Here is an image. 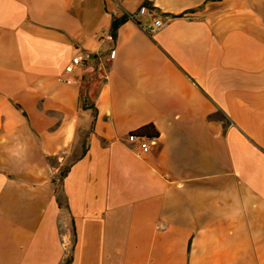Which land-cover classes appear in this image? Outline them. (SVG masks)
<instances>
[{"label":"crops","instance_id":"1","mask_svg":"<svg viewBox=\"0 0 264 264\" xmlns=\"http://www.w3.org/2000/svg\"><path fill=\"white\" fill-rule=\"evenodd\" d=\"M67 260L264 264V0H0V264Z\"/></svg>","mask_w":264,"mask_h":264},{"label":"built area","instance_id":"2","mask_svg":"<svg viewBox=\"0 0 264 264\" xmlns=\"http://www.w3.org/2000/svg\"><path fill=\"white\" fill-rule=\"evenodd\" d=\"M115 4H119V0H114ZM127 18H131L130 14L125 13L124 14ZM170 21V16L169 15H164L160 17H154L152 24L145 29V31L148 34H152L159 29L163 28L164 26L167 25V23ZM114 50H111V53H113ZM88 57L83 55L82 53H76L74 54L70 62L65 66V73H71L76 67L84 66L85 68H88L89 71H92V66L87 63ZM59 80H65V81H70L68 78H59ZM155 136H146V135H140L136 132H129L127 134L126 140L129 143H137L141 150L143 152H147L150 148V144L152 141H154Z\"/></svg>","mask_w":264,"mask_h":264},{"label":"trees","instance_id":"3","mask_svg":"<svg viewBox=\"0 0 264 264\" xmlns=\"http://www.w3.org/2000/svg\"><path fill=\"white\" fill-rule=\"evenodd\" d=\"M127 17L125 15L119 17V18H113L112 22H111V27H110V35L112 37L115 36V32H116V29L117 27L119 26V24L121 22H123ZM92 124V122H91ZM138 134L140 135H146V136H156V133L152 131V126L151 125H146V126H143L139 129V132H137ZM85 152V146H84V143H83V150H82V154H84ZM69 169V165H65L58 173V175L56 176L57 179H62L63 176H65V174L67 173ZM55 180V179H54ZM57 201L59 204L62 203V199H61V196L60 194L57 195ZM69 263V260H67L65 262V264H68Z\"/></svg>","mask_w":264,"mask_h":264},{"label":"rangeland","instance_id":"4","mask_svg":"<svg viewBox=\"0 0 264 264\" xmlns=\"http://www.w3.org/2000/svg\"><path fill=\"white\" fill-rule=\"evenodd\" d=\"M84 132H85V131L82 130V131H81V135H84ZM76 154H77L76 152H73V153L69 156V158L65 160V162H64L65 164H62V166L60 167V169H62V168L68 163V162H70V160H73V158H75Z\"/></svg>","mask_w":264,"mask_h":264}]
</instances>
